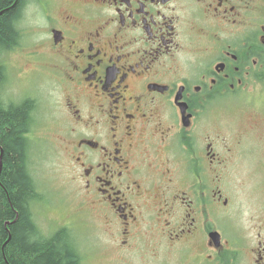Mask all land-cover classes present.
<instances>
[{
    "label": "flooded vegetation",
    "instance_id": "obj_1",
    "mask_svg": "<svg viewBox=\"0 0 264 264\" xmlns=\"http://www.w3.org/2000/svg\"><path fill=\"white\" fill-rule=\"evenodd\" d=\"M20 11L31 34L11 48L55 91L54 143L99 230L89 254L264 264V213L232 237L242 213L225 194L241 152L264 147V0H22ZM9 81L2 63L0 88Z\"/></svg>",
    "mask_w": 264,
    "mask_h": 264
},
{
    "label": "rangeland",
    "instance_id": "obj_2",
    "mask_svg": "<svg viewBox=\"0 0 264 264\" xmlns=\"http://www.w3.org/2000/svg\"><path fill=\"white\" fill-rule=\"evenodd\" d=\"M45 5L52 8V4L49 2H45ZM50 11L55 14V5ZM16 25L21 33L20 47L22 43H28L31 30L27 28L26 18L17 21ZM24 54L25 51L20 48L0 53V61L7 67V76L10 80L8 84L6 82V85L0 88V98L5 104L17 103L25 97H31L36 102V109L32 112L34 118L32 126L36 129L37 135L31 138L28 146L27 166L41 197L33 203L32 215L41 233L45 235L51 234L52 228L59 226V223L60 225L64 223L76 235L77 245L83 252H88L91 243L97 242L99 230L94 220L76 218L75 213H83L84 210L71 189L64 156H61L54 143L55 135L62 130L60 126L51 123L46 116L53 111L56 94L53 88H50L51 82L47 78L46 82H41L45 76L41 71L29 73L27 82L24 79H18L23 78L24 72L29 69L19 70ZM238 114L239 110L236 109L231 112L233 117ZM225 116L226 114L223 113L219 115V117ZM41 120L45 124L44 127H42ZM224 120L228 121L227 118ZM256 144L259 145V148L254 147L250 151L241 152L237 160L229 167L225 180V189L228 192L225 194L231 195L239 205L244 223L251 216L250 214L264 213V206H262L264 204V147L260 142H256ZM61 219L64 222H61ZM82 222H84V226ZM239 224L237 229H241V231L234 235L230 233V236L235 237L246 230L241 219H239ZM91 260L94 264L102 261L107 263L100 254L92 256Z\"/></svg>",
    "mask_w": 264,
    "mask_h": 264
},
{
    "label": "trees",
    "instance_id": "obj_3",
    "mask_svg": "<svg viewBox=\"0 0 264 264\" xmlns=\"http://www.w3.org/2000/svg\"><path fill=\"white\" fill-rule=\"evenodd\" d=\"M22 0H0V49L18 38L16 21ZM36 102L24 98L5 104L0 98V264H78L70 228L41 233L31 207L41 197L28 170L27 151ZM27 134V135H26Z\"/></svg>",
    "mask_w": 264,
    "mask_h": 264
}]
</instances>
